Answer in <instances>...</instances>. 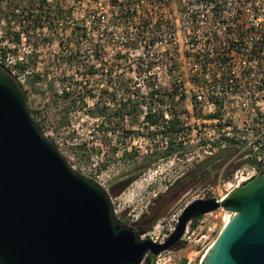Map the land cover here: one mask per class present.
Masks as SVG:
<instances>
[{"label":"rangeland","instance_id":"rangeland-1","mask_svg":"<svg viewBox=\"0 0 264 264\" xmlns=\"http://www.w3.org/2000/svg\"><path fill=\"white\" fill-rule=\"evenodd\" d=\"M46 1L48 19L41 15L39 20L43 22L32 25L28 34L24 31L26 23L23 20L27 8L34 14L43 10L37 0L0 2V55L5 49V54L10 57H22V61L14 66L25 78L24 84L18 85L25 90L27 106L31 113L33 111L32 116L39 123L40 130L53 144L56 141L61 143L62 156L76 171L106 189L119 220L138 230V223L141 227L147 225L155 214L165 209L164 215L151 229L141 234L164 241L173 231L185 205L194 199L222 196L231 189L230 183H235L233 173L244 165L242 153L235 151L231 155L228 162L237 165L226 176L224 168L218 173L212 170L205 174L206 180L194 182L184 190L174 188L165 195L167 188L189 167L204 159L197 157L199 152L193 135L187 137L181 132L180 118L176 117L178 128L172 136L160 131L150 132L143 122L145 110H164L165 96L168 99L171 96L165 93L161 97L163 100L151 98L147 73L144 69L136 70L135 60L137 57L145 60L152 57L159 65L151 69L156 80L154 87L170 90L174 84L179 89L176 74L170 75L163 67L170 58L169 46L160 42L147 52L143 43L136 49L127 48V35L133 31L126 32L123 23L110 20L106 0L95 4L99 18L96 22L88 16L94 5L90 0ZM56 8H61L62 13L57 14ZM18 32L20 37L16 40ZM93 42L106 44L99 51V57L94 53ZM76 50L80 61L70 62L68 56ZM19 63L27 67L21 70ZM111 65L114 69L110 80L105 73L106 67ZM90 66L97 68L94 74L87 72ZM179 76H183L182 70ZM103 89L109 94L103 93ZM63 95L67 99L62 100L60 96ZM129 100L139 104L140 114L124 113L123 120L113 115L111 122L100 125V120L89 113L98 103L106 104L110 113L117 112V108ZM182 104L183 101L179 100L177 106ZM169 120L164 112L160 126ZM170 139L174 145H180V149L168 157L156 158L154 153L164 150ZM183 140H187L186 145L182 144ZM230 217V213L218 209L192 221L176 249L180 264L188 261L189 264H200L207 248ZM151 260L152 257L147 263L144 259V264H150Z\"/></svg>","mask_w":264,"mask_h":264},{"label":"water","instance_id":"water-1","mask_svg":"<svg viewBox=\"0 0 264 264\" xmlns=\"http://www.w3.org/2000/svg\"><path fill=\"white\" fill-rule=\"evenodd\" d=\"M218 209L231 217L200 264H264V171L221 198L192 200L154 242L121 223L106 189L67 162L0 67V264L149 263L176 251L190 223Z\"/></svg>","mask_w":264,"mask_h":264},{"label":"built area","instance_id":"built-area-1","mask_svg":"<svg viewBox=\"0 0 264 264\" xmlns=\"http://www.w3.org/2000/svg\"><path fill=\"white\" fill-rule=\"evenodd\" d=\"M155 6L146 32L170 39V58L163 67L180 84L173 97L165 96V117L181 119L180 130L193 135L199 158L228 148L242 153L244 165L233 173L232 189L264 171V0H160ZM146 15L138 11L136 17ZM156 22L160 25L155 29ZM18 61L21 56L0 55V67L24 84L14 68ZM55 143L61 153V143ZM180 259L169 249L150 263L180 264Z\"/></svg>","mask_w":264,"mask_h":264},{"label":"trees","instance_id":"trees-1","mask_svg":"<svg viewBox=\"0 0 264 264\" xmlns=\"http://www.w3.org/2000/svg\"><path fill=\"white\" fill-rule=\"evenodd\" d=\"M91 1L94 3V5L92 4L93 8L90 10L91 14L88 13V16L90 17L92 21L96 22L99 18L97 16V8L95 7V4H97L100 0H91ZM0 2H2V0H0ZM37 2H38L39 8L43 10L40 12H36V14H34L32 10L27 8L28 13L26 14L23 20L26 23V25L24 26V31H26L27 34L29 33V31L31 32L32 25H37L36 24L37 20L40 19L41 15H43L45 19H48L49 17L47 14L49 10V5L48 3H46L47 1L37 0ZM106 2L109 5L110 20L123 23V27L126 32L129 30L133 31L132 34L127 35L126 42H125V45L127 48L132 47L133 49H136L137 47H140L139 45H142L143 43V46L147 52V51H151L152 48L160 42H164L167 45L170 43V39L168 37L157 36V35L152 34L153 32L152 33L146 32V31H150L149 29H150L151 20H150V16L148 15L150 13L149 11L154 10L153 7H156L155 5L159 7L160 0H106ZM138 11L140 12V14H147V15L143 16L141 19L138 20L136 17ZM56 12L57 14H61L62 9L56 8ZM159 25L160 23L156 22L155 29ZM76 29L77 31H79L80 28L78 27ZM77 31L75 30L74 32H77ZM78 34L79 33H77V36ZM80 35H85V34L81 33ZM19 37H20V32L16 34L15 39L19 40ZM105 40L107 41L106 43L109 44V39L107 35H106ZM77 41L79 42V40ZM105 46L106 44H101L100 42L92 43L94 53L95 55H97V57H99V51L104 49ZM5 52L6 50L2 49V54H5ZM68 60L70 62H72L73 60L76 62H79L80 58H79L78 50H76L74 54H70L68 56ZM18 66L21 70H24L27 67L26 64L24 63H19ZM153 66H154V61L152 57H149L146 60L140 57L139 58L137 57L135 60L136 70L140 71L144 69L145 73H147L146 77L148 78L147 85L149 86L148 93L150 97L160 98L161 100H163V98L161 97H163L165 93L173 97V95L177 92V89H178L177 86H175L174 84H172V88L170 90H163L161 89L160 86L154 87L156 80L151 72V69L153 68ZM3 68L8 71V68H6L5 66H3ZM113 69L114 67H112V65L110 68L109 66L106 67L105 74L107 77H109L110 80H111V76L113 75ZM96 71H97V68L90 66L87 72L89 74H94ZM119 81H122V78ZM118 84H120V82H118ZM122 84L123 86L126 85L125 82H123ZM19 86L21 90L24 92L25 99L27 100L25 90L22 88L21 85ZM104 92H106V94L108 93L106 89H103V93ZM60 98L62 100L67 99V96L63 95V96H60ZM132 112L140 114V107H139V104H137V102H131L130 100L124 103L123 107L117 108V112L115 111V112L110 113L109 107L104 103L102 104L98 103L89 110V113L92 117L100 120V125H104L105 122H111L112 121L111 118L113 117V115H116L119 118V120L120 119L123 120L124 113L126 114V113H132ZM163 116H164L163 110L152 111V109L149 108L144 114L143 122L144 124H146V127L148 131L150 132L155 133L157 131H160L163 133H170V135L172 136V133L175 131L176 128H178V120L176 117H173V119L171 118V120H169L167 124L164 125L163 123L162 126H160L159 122L163 119ZM37 124L40 128L39 123ZM179 147L180 145L178 144L174 145V142L172 141V139H170L168 140V145L166 146L164 150L155 152L154 154L157 155L156 158H165V157H168L174 154L176 151H178L180 149ZM235 151L236 150L234 148L220 150L216 154L208 156L204 158L203 160H201L200 162L189 167L187 171L184 172L183 176L178 178V180H176V182L173 185L167 188L164 194L168 195L174 188L177 190L178 188H180V190H184L187 187H189L190 184L194 182H198L201 179L206 180L205 174L212 170H215L218 173L219 170L224 168L223 173H225V176H226L228 171L232 170L237 165V164H233L232 162H228L231 155ZM163 211H165V209ZM163 211L155 214L147 225H144L141 227V223H138V227L140 228L138 230L137 229H134V230L138 234H142V233H145L146 231H149L151 227L156 223V221L159 220L164 215ZM119 221L123 223L121 220ZM184 261L185 260H183V262Z\"/></svg>","mask_w":264,"mask_h":264},{"label":"bare ground","instance_id":"bare-ground-1","mask_svg":"<svg viewBox=\"0 0 264 264\" xmlns=\"http://www.w3.org/2000/svg\"><path fill=\"white\" fill-rule=\"evenodd\" d=\"M208 249H209V248H208ZM208 249H207V250H208ZM206 252H207V251H206ZM205 254H206V253H205ZM205 254H204V255H205Z\"/></svg>","mask_w":264,"mask_h":264}]
</instances>
